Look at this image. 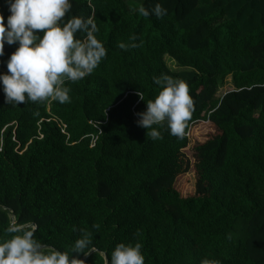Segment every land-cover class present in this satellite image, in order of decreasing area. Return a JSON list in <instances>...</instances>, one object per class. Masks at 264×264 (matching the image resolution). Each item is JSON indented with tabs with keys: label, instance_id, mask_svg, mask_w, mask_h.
<instances>
[{
	"label": "trees",
	"instance_id": "1",
	"mask_svg": "<svg viewBox=\"0 0 264 264\" xmlns=\"http://www.w3.org/2000/svg\"><path fill=\"white\" fill-rule=\"evenodd\" d=\"M70 3L64 19L91 17L106 55L66 82L65 103L8 105L0 89V238L36 225V239L71 253L84 229L95 249L84 264L136 242L144 264H264V0ZM0 14L6 23L5 0ZM16 47L5 44L0 73ZM160 76L185 81L193 105L182 136L165 124L153 140L136 114ZM228 78L234 89L218 98ZM198 124L215 132L196 143ZM190 168L197 193L185 197L177 179Z\"/></svg>",
	"mask_w": 264,
	"mask_h": 264
},
{
	"label": "clouds",
	"instance_id": "2",
	"mask_svg": "<svg viewBox=\"0 0 264 264\" xmlns=\"http://www.w3.org/2000/svg\"><path fill=\"white\" fill-rule=\"evenodd\" d=\"M5 4L9 15L5 23L0 14V56L4 55L5 44L17 45L5 62L6 73H0L5 103L17 106L29 101L67 102L70 88L66 82L91 74L106 55L96 38L93 19L70 15L65 20L72 6L70 0H5ZM138 11L149 15L143 6ZM166 12L158 2L151 9L157 18ZM116 47L127 50L128 46L117 42ZM153 82L160 91L146 102L143 112L136 114L138 126L146 129L153 140L160 138V131L154 126L165 124L170 135L182 136L193 105L188 85L169 76L154 77ZM137 95L143 99L141 91ZM7 231L9 238H0V264H84L78 255L88 256L95 251L84 229L73 242L71 253L41 243L34 236V225L9 227ZM141 247L139 242L116 244L108 264H144ZM200 264L219 261L203 258Z\"/></svg>",
	"mask_w": 264,
	"mask_h": 264
},
{
	"label": "rangeland",
	"instance_id": "3",
	"mask_svg": "<svg viewBox=\"0 0 264 264\" xmlns=\"http://www.w3.org/2000/svg\"><path fill=\"white\" fill-rule=\"evenodd\" d=\"M134 1H136V0H134ZM168 62H169L168 64L171 67L174 66V64L171 61H168ZM233 89H234V87L232 85V80H231V78H228L225 81V83L220 87V90H219L217 97L221 98V97H223V95H225L229 91H232ZM202 127L200 126V124H198V125H196V127L193 128L196 130L195 136L193 137V140H195L196 143H198V141L207 140L209 137L208 135L214 134V132H215V130L212 127H204L205 129H203ZM191 133H192V131H191ZM183 153L188 160V164L193 166V163H194L193 154L190 153L189 150H185V151H183ZM185 166H188V165L185 164ZM177 188L182 190V193H183L182 195L185 197H189V196L195 195L197 193V179H196L195 172L192 168H190L187 172L179 175V177L177 179Z\"/></svg>",
	"mask_w": 264,
	"mask_h": 264
},
{
	"label": "water",
	"instance_id": "4",
	"mask_svg": "<svg viewBox=\"0 0 264 264\" xmlns=\"http://www.w3.org/2000/svg\"><path fill=\"white\" fill-rule=\"evenodd\" d=\"M37 229V227H36V225H35V230ZM106 264H108V259H107V257H106Z\"/></svg>",
	"mask_w": 264,
	"mask_h": 264
}]
</instances>
